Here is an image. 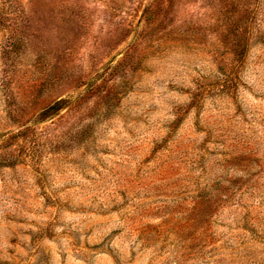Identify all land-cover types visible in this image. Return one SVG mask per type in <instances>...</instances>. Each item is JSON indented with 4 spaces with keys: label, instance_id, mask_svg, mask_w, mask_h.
Returning a JSON list of instances; mask_svg holds the SVG:
<instances>
[{
    "label": "rangeland",
    "instance_id": "rangeland-1",
    "mask_svg": "<svg viewBox=\"0 0 264 264\" xmlns=\"http://www.w3.org/2000/svg\"><path fill=\"white\" fill-rule=\"evenodd\" d=\"M0 264H264V0H0Z\"/></svg>",
    "mask_w": 264,
    "mask_h": 264
}]
</instances>
